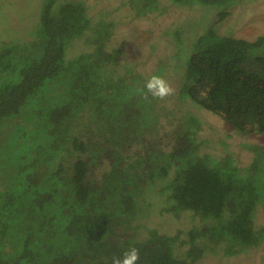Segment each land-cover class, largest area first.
<instances>
[{"label": "trees", "instance_id": "1", "mask_svg": "<svg viewBox=\"0 0 264 264\" xmlns=\"http://www.w3.org/2000/svg\"><path fill=\"white\" fill-rule=\"evenodd\" d=\"M172 1L215 7L223 19L237 0ZM109 28L81 0H44L29 40L0 44V264H111L130 247L137 264H192L206 251L264 243L253 223L264 205V143L244 142L252 159L241 167L232 153L201 151L192 114L164 129L162 99L139 72L120 69ZM82 38L86 47L65 58ZM182 47L178 99L246 137L264 134V35L209 25ZM156 196L160 212L191 211L203 225L184 239L147 228Z\"/></svg>", "mask_w": 264, "mask_h": 264}, {"label": "rangeland", "instance_id": "2", "mask_svg": "<svg viewBox=\"0 0 264 264\" xmlns=\"http://www.w3.org/2000/svg\"><path fill=\"white\" fill-rule=\"evenodd\" d=\"M43 1L0 0V44L28 41L30 32L39 22ZM63 1L67 0H58L59 3ZM81 1L93 22L103 20L110 24L109 34L105 37L106 46L107 49L121 51L120 69L126 65L147 79L153 74L162 76L175 90L173 95L161 100L167 115L159 119L160 126L172 128L179 116L192 114L199 120L196 135L201 142V151L220 155L232 153L236 164L241 167L251 161L252 153L243 144L264 143V134L246 137L215 114L194 106L189 99L179 100L176 71L186 53L182 44L187 46L209 25L220 34L247 40L264 35V0H237L225 8L227 15L223 19L217 18V8L197 3L190 5L172 0H156L154 4H146V0ZM84 47L83 38L74 40L65 58ZM161 202V198L156 196L150 210L147 209V228L167 235L182 232L181 239H184L190 227L203 225L191 211L178 216L160 212ZM253 223L256 229L264 226V205H258ZM144 234L145 230L140 229L139 235ZM185 248L183 246L179 250ZM192 264H264V243L231 256H223L221 250L206 251Z\"/></svg>", "mask_w": 264, "mask_h": 264}, {"label": "clouds", "instance_id": "3", "mask_svg": "<svg viewBox=\"0 0 264 264\" xmlns=\"http://www.w3.org/2000/svg\"><path fill=\"white\" fill-rule=\"evenodd\" d=\"M144 89L153 98L164 99L174 94L172 86L162 77L153 74L144 82ZM140 260V252L136 247H130L122 252L120 256H113L111 264H137Z\"/></svg>", "mask_w": 264, "mask_h": 264}]
</instances>
